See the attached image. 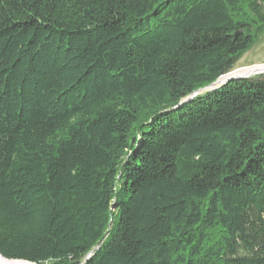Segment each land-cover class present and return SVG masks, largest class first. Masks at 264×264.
I'll return each instance as SVG.
<instances>
[{"label": "trees", "instance_id": "1", "mask_svg": "<svg viewBox=\"0 0 264 264\" xmlns=\"http://www.w3.org/2000/svg\"><path fill=\"white\" fill-rule=\"evenodd\" d=\"M264 0H0V254L264 264V73L197 93Z\"/></svg>", "mask_w": 264, "mask_h": 264}, {"label": "rangeland", "instance_id": "2", "mask_svg": "<svg viewBox=\"0 0 264 264\" xmlns=\"http://www.w3.org/2000/svg\"><path fill=\"white\" fill-rule=\"evenodd\" d=\"M264 65V36L236 65L233 71L239 69H254Z\"/></svg>", "mask_w": 264, "mask_h": 264}, {"label": "water", "instance_id": "3", "mask_svg": "<svg viewBox=\"0 0 264 264\" xmlns=\"http://www.w3.org/2000/svg\"><path fill=\"white\" fill-rule=\"evenodd\" d=\"M231 72H234V71H231ZM231 72H229V73H231ZM229 73H227L226 75H228ZM261 73H264V72H261ZM261 73H255L254 71H251L250 73L243 74V75H240V76H232V77H229L227 79L224 78L226 75H223L216 82H214L213 84H211L208 87H205V88L197 91V93L205 92L207 90L220 87L221 85L226 84L227 82L232 81V80L246 78V77H250L252 75H257V74H261ZM0 256L3 257V258H5L2 254H0ZM5 259H7V258H5ZM9 260L18 261V262H29V261H26V260H14V259H9ZM29 263H32V262H29Z\"/></svg>", "mask_w": 264, "mask_h": 264}, {"label": "bare ground", "instance_id": "4", "mask_svg": "<svg viewBox=\"0 0 264 264\" xmlns=\"http://www.w3.org/2000/svg\"><path fill=\"white\" fill-rule=\"evenodd\" d=\"M251 71H254L255 73L264 72V66L257 67V68L254 67V69H239V70H236L234 72L229 73L224 78L227 79V78L232 77V76H240V75H243V74L250 73ZM0 264H35V263L18 262V261L5 259V258L0 256Z\"/></svg>", "mask_w": 264, "mask_h": 264}]
</instances>
